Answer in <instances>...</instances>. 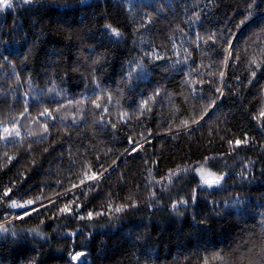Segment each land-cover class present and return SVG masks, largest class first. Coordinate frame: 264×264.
Instances as JSON below:
<instances>
[{"label":"trees","instance_id":"16d2710c","mask_svg":"<svg viewBox=\"0 0 264 264\" xmlns=\"http://www.w3.org/2000/svg\"><path fill=\"white\" fill-rule=\"evenodd\" d=\"M10 3L0 264H264V0Z\"/></svg>","mask_w":264,"mask_h":264},{"label":"snow or ice","instance_id":"6c2138e0","mask_svg":"<svg viewBox=\"0 0 264 264\" xmlns=\"http://www.w3.org/2000/svg\"><path fill=\"white\" fill-rule=\"evenodd\" d=\"M24 2L28 3V2H30V0H24ZM11 6L12 5L10 3V0H0V7H9L10 8ZM241 23H243V21ZM112 33L115 34L116 36L120 35V33L116 29H112ZM221 75H223V73H221ZM253 75H254V73H253ZM96 106L100 107V104H97ZM40 115L41 116H50L51 113L48 111V109H45L42 113H40ZM260 116L264 117V112H261ZM4 132L7 133L9 136H11L13 134L8 128H5ZM15 135L16 136L20 135L19 130L15 131ZM243 142L247 143L246 140L243 141ZM240 143H241V141H239V140L236 141V144H240ZM87 179L95 180V179H97V176L95 175V173H93L92 175L87 176ZM201 179H202V183H204V184L208 185L209 187H211L213 184H219L221 179H223V177L220 176V177H215L213 179H209V178H207L204 175V173H201ZM81 183H84V181L82 180ZM4 195L6 196V195H8V193L5 192ZM0 198H2V197H0ZM33 203H34V201H32V200H29V201L26 202L27 205H31ZM180 203H186V201H181ZM10 206L14 207V208H23V207H25V205L17 204L15 201H13ZM174 207H175V205H174ZM67 210H68L67 207L65 209H62V211H67ZM120 210H121L120 208L116 209V211H120ZM25 214L27 215V212H25ZM88 216L91 217L92 213H88ZM0 231H8V229L5 228L3 225H0ZM13 235H15V233H13ZM82 255H83V253H77L76 255L72 256V259L76 260Z\"/></svg>","mask_w":264,"mask_h":264},{"label":"rangeland","instance_id":"374dc122","mask_svg":"<svg viewBox=\"0 0 264 264\" xmlns=\"http://www.w3.org/2000/svg\"><path fill=\"white\" fill-rule=\"evenodd\" d=\"M30 127H31V125H27V126H25V128H23V130H25V131H29V132H31L29 129H30ZM201 173H204V175L207 177V178H209V179H213V178H215L216 176L215 175H213L210 171H208V170H205V169H202L201 171H199V177L201 178Z\"/></svg>","mask_w":264,"mask_h":264}]
</instances>
